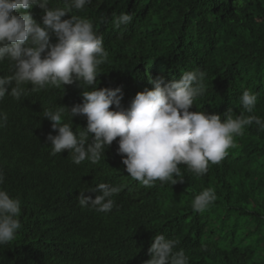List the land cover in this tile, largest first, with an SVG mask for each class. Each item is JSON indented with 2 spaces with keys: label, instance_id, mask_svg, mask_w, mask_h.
Wrapping results in <instances>:
<instances>
[{
  "label": "trees",
  "instance_id": "trees-1",
  "mask_svg": "<svg viewBox=\"0 0 264 264\" xmlns=\"http://www.w3.org/2000/svg\"><path fill=\"white\" fill-rule=\"evenodd\" d=\"M52 6L65 7V0ZM29 11L40 21L41 8ZM122 12L133 21L117 29L113 14ZM72 14L103 34L109 59L100 71L112 70L105 85L122 88L121 107H130L149 74L170 82L200 69L206 92L190 111L239 115V98L251 89L258 93L253 114L264 119V0H244L243 6L238 0H91ZM14 71L11 61L0 63V75ZM42 91L0 101L8 115L0 128V187L22 201V228L0 245V264H144L156 234L179 240L175 251L183 249L189 264H264V131L258 126H246L236 147L206 175L196 178L181 165L184 182L145 187L123 175L119 138L95 164L86 159L77 165L67 150L51 155L42 119L50 99ZM99 183L121 187L108 213L76 199ZM209 187L216 201L194 212L192 201Z\"/></svg>",
  "mask_w": 264,
  "mask_h": 264
},
{
  "label": "clouds",
  "instance_id": "clouds-1",
  "mask_svg": "<svg viewBox=\"0 0 264 264\" xmlns=\"http://www.w3.org/2000/svg\"><path fill=\"white\" fill-rule=\"evenodd\" d=\"M238 2L243 6L244 0ZM90 3L65 0V7H54L52 0H0V63L7 59L15 69L12 75H0V101L6 95L19 101L43 89L50 99L42 119L48 124L51 155L67 150L73 163L79 165L87 159L95 164L119 138L123 175L129 174L145 187H154L157 181L176 185L184 182L181 165L200 178L208 173L210 164L220 163L236 147L235 137L244 135L246 126L255 124L264 131V119L253 114L258 93L251 89H245L239 98V115L232 109L223 118L190 111L196 98L206 92V73L200 69L185 71L170 82L149 74V84L135 95L130 107H121L122 88L105 85L112 70L100 71L109 59L103 34L91 20L72 14L73 9L83 10ZM34 6L43 10L40 21L29 11ZM69 14V19H63ZM132 21L131 13L113 14L117 29ZM113 105L117 110H110ZM7 121V113L0 111V128ZM4 181L0 169V185ZM86 191L97 195L85 196ZM86 191L76 197L79 205L108 213L121 187L99 183ZM216 199L214 189L205 188L191 207L203 213ZM21 206L19 197L0 187V245L12 242L22 228ZM179 243L156 234L148 249L151 258L144 264H189L183 249L175 251ZM202 250L207 246L202 245Z\"/></svg>",
  "mask_w": 264,
  "mask_h": 264
}]
</instances>
